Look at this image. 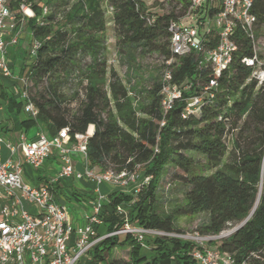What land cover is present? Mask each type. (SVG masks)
<instances>
[{
  "label": "trees",
  "instance_id": "obj_1",
  "mask_svg": "<svg viewBox=\"0 0 264 264\" xmlns=\"http://www.w3.org/2000/svg\"><path fill=\"white\" fill-rule=\"evenodd\" d=\"M190 1L163 0L165 11L151 16L145 12L143 0H77L71 6L66 0L62 10L54 0H37L32 4L34 17L27 19L26 29L31 42H39V48L25 76L35 87L46 86L37 98L28 96L38 115L21 125L38 126L49 137L68 129L72 140L92 126L93 133L87 138L91 167L102 171H142L143 177H150L148 184L135 194V201L126 193L108 194L101 214L105 233L121 226L123 218L115 213L120 205L127 208V220L133 225L179 232L173 226V216H160L155 208L161 179L166 169L172 167L180 172L173 174L176 180L187 187L183 205L176 213L185 217L207 213V224L198 229L205 236H219L233 226L232 232L209 245L231 254L235 264H264V82L257 90L254 83L244 85L250 71L239 60L250 55L248 43L241 41L230 74L225 73L219 79L220 91L215 100L186 119L181 117L184 109L181 100L164 113L160 95L163 85L157 81L149 92L150 101L139 110L133 108L126 88L114 72L110 73L107 84L110 96L104 90L107 12L112 15L114 37L120 50H145L165 62L171 57L167 26L171 20L185 15ZM11 7L17 8L18 2L12 1ZM43 8L47 10L45 15ZM252 13L257 26L264 30V0H254ZM12 49L8 59L11 57L16 63L19 56L23 72L29 53L18 50L17 46ZM85 60L89 63L81 75L86 72L89 78L87 85L81 87V95L73 94L77 109L72 112L60 90L71 85L72 76L80 74ZM169 69L172 83H191L189 91L182 92L183 98L199 91L197 82L204 84L210 77L208 72L198 71L190 57L180 59ZM20 91L13 94L0 83V98L9 113H25L27 100L20 97ZM139 111L146 118L138 117ZM188 154L201 156L204 163L198 164ZM65 181H59L52 189L58 203L60 196L84 203L96 198L93 191L85 197L73 193L65 198L58 186ZM149 242L155 248L150 256L142 257L141 245L130 236L107 238L91 252L90 263L194 264L189 255L190 242L174 238L145 241ZM113 248L126 249V260L108 259Z\"/></svg>",
  "mask_w": 264,
  "mask_h": 264
},
{
  "label": "built area",
  "instance_id": "obj_2",
  "mask_svg": "<svg viewBox=\"0 0 264 264\" xmlns=\"http://www.w3.org/2000/svg\"><path fill=\"white\" fill-rule=\"evenodd\" d=\"M12 1L18 2L17 8L11 7ZM30 1L34 0H0L1 77L12 78L8 50L20 43L22 30L19 24L23 25L25 20L34 17ZM253 2L191 0L185 15L169 22L167 33L171 57L165 61L167 67L160 92L164 113L171 110L175 101L181 100L184 103L181 117L186 119L197 115L202 106L212 103L220 91L219 79L225 73L230 74L242 40L248 43L250 50V55H243L239 60L250 71L244 85L254 83L256 90L262 85L264 30L256 24V16L252 13ZM46 13V8H43L42 14ZM187 21L191 22L190 25H183ZM38 48L39 42L33 40L28 56L30 60L35 57ZM189 57L198 71L208 72L210 77L204 84L197 82L199 91L183 98L182 92L189 91L191 83H172L169 68L177 65L180 59ZM19 95L27 100L24 112L36 118L38 109L29 101L26 92L20 91ZM221 119L218 118L219 121ZM163 125L164 121H161L160 126ZM92 133L93 127L90 126L85 134H76L74 140L68 129H62L52 137L40 132L35 138L28 139L21 134L15 144L5 141L0 135V264H91V252L103 240L127 236L141 247H145L146 240L155 238L190 242L192 249L189 255L194 264H235L231 254L210 247L209 242L221 237L136 226L125 218L121 206L115 210L117 215L124 217L121 226L100 235L98 229L103 226L101 214L107 201L100 187L107 184L124 190L136 184L139 176L127 170L96 171L95 167H91L87 157V138ZM3 148L8 153L4 159L1 157ZM76 155L83 160L80 170L73 165ZM51 156L60 162L56 175L38 185L25 183L24 166L38 170ZM69 179L85 180L95 186L93 193L96 198L90 203V211L83 216L84 222L80 225L71 223L67 209L56 201L52 192L55 184ZM139 190L136 188L134 194ZM25 204L33 211L25 209Z\"/></svg>",
  "mask_w": 264,
  "mask_h": 264
},
{
  "label": "rangeland",
  "instance_id": "obj_3",
  "mask_svg": "<svg viewBox=\"0 0 264 264\" xmlns=\"http://www.w3.org/2000/svg\"><path fill=\"white\" fill-rule=\"evenodd\" d=\"M45 1V0H44ZM56 1V6H60L59 10H62L64 2L66 0H54ZM77 0H69V5L71 6L73 3H75ZM144 1V8L145 12L147 14H150L151 16L156 14H162L165 11V6L161 4L162 0H143ZM37 0L30 1L29 5L32 7L33 3H36ZM48 11L50 10L47 8ZM26 21L23 23V25L19 24V27L21 26V30L23 33H26L24 30L26 29ZM106 52H105V62H106V76H105V86L104 90L107 92V95L110 96L108 91V79L111 72H114L117 77L120 79L121 84L123 87L126 88L128 92V96L131 99L133 108L139 110L141 107H143L145 104H147L150 101L149 98V92L153 89L154 82L163 83V74L166 71L167 65L165 62L155 53L146 52L145 50H131L124 52L119 49L118 45L116 44V39L114 37V31H113V24H112V15L110 12H107L106 15ZM20 23V22H19ZM190 21L183 22V25H190ZM24 39L21 38L20 41ZM13 47L9 48L8 52ZM15 48V47H14ZM17 49L20 51H23L25 53H29L30 51V44L27 42L21 43V45L17 46ZM19 52V51H18ZM11 56H15V53H12ZM8 57V56H7ZM16 57V56H15ZM11 57H9L10 59ZM18 60H20L19 56L16 57ZM26 58L28 56L26 55ZM16 59V60H17ZM21 61V60H20ZM22 62V61H21ZM11 63V60H10ZM27 63V64H26ZM28 63H30V59H26L24 71L19 76V80L16 82V85L14 86V92L18 93V91H25L26 94L29 97L37 98L39 93L44 92V88L46 84L40 85L38 87H35L32 83L28 82L26 80V71ZM85 64H83L81 72L79 75L72 76L71 78V85H65L60 90V94L65 98V102L68 105V108L72 110V112H76V104L73 100V94L75 92H79L81 95V87H84L87 85V79L89 76H86V72H84L86 66L88 65L89 61L85 60ZM16 64V63H15ZM138 117L146 118L143 116L140 111L137 113ZM24 117V116H22ZM29 134L34 133V130H29ZM228 151L231 148V142L228 141L227 145ZM4 149V148H3ZM2 155V154H1ZM189 156H192L193 159L198 164H203L204 159L196 154H188ZM226 158L224 159V161ZM42 170V169H40ZM95 170H100L97 167H95ZM44 173L48 175V177H53L56 175L57 171L53 172H47L45 169H43ZM102 171V170H101ZM180 172L177 169H174L172 167H169L166 169L165 174L163 175L161 182L159 184V188L156 192V202H155V208L156 212L160 216H166V215H172L173 216V222H174V228L179 230V232L186 233V234H193V233H199L198 229L207 224L208 222V214L207 213H200L193 216H180L176 213L177 209L180 208L183 205L184 200V193L187 190V187L183 186L178 182L173 174H179ZM139 179L136 184L130 186L129 188H126L124 190L119 188H114L110 185L103 184L100 189L102 192L109 191V194L113 191H117L120 193H126L129 196L133 198V201H135L137 198L134 194V190L136 188H143L145 187L150 177H143L142 171L137 172ZM63 205L70 216L77 217L80 215L81 212L73 210L69 204L66 203H60ZM124 212H125V218L128 219V211L127 208H125L123 205H120ZM128 206V205H127ZM30 206L28 204H25V209L28 210ZM124 218V217H122ZM233 226L227 227L220 235L219 237L225 236L228 233L233 231ZM104 233L103 230L99 231V234L102 235ZM210 247H214L210 245ZM155 247L153 244H150V242L147 244L145 243V247H142V250L140 251V254L142 257H148L152 254V249ZM192 249V248H191ZM191 252V251H190ZM92 257V254H90ZM128 256V251L126 249H120V248H113L109 252L108 259L116 258L118 260H126Z\"/></svg>",
  "mask_w": 264,
  "mask_h": 264
},
{
  "label": "crops",
  "instance_id": "obj_4",
  "mask_svg": "<svg viewBox=\"0 0 264 264\" xmlns=\"http://www.w3.org/2000/svg\"><path fill=\"white\" fill-rule=\"evenodd\" d=\"M24 31L27 32V34L22 32L21 38L24 40L20 41L19 45L27 41L29 44L31 43V37H30L28 30L25 29ZM10 60L11 59H8V65H9V68L11 67L10 70L12 73V78L7 79V78L0 76V81H1L0 83L5 87H9V92H12L13 94H17L14 92V86L16 82L20 79L19 76L22 73L21 68H22L23 62H21L22 61L21 58H20L21 61L17 59L16 64L13 63L12 61L10 63ZM29 119H30V116L26 113H22L20 115H17L15 113H9L5 106V102L0 98V135L3 137L5 141L12 142L15 144L18 141V138L21 134L26 136L28 139H32V138H35L37 134H39L40 132H43V130L38 126L29 127L27 125V126H24L23 128L21 123ZM29 130H34V133L29 134L28 133ZM1 154H2L1 155L2 159H4L7 156L8 153L5 148L2 149ZM82 162L83 160L81 156L76 155L74 157V164H73L74 168L76 170H80L82 167ZM59 168H60L59 160L56 157L51 156L50 158L46 160V162L38 170H32L31 168L24 166L23 180L27 184L38 185V184L43 183L45 179L49 178L48 175L44 173L43 169H45L47 172L49 171L53 172V171H58ZM96 171H100V170H96ZM58 186L60 187L59 191L65 196V198H68V197L70 198V196L73 193L78 194V196L85 197L89 192L93 191L95 188V186H93L91 182H88L85 180L73 181L72 179L66 180L65 182L60 183ZM101 193L108 196L109 191L108 192L101 191ZM59 202L60 203L64 202L66 204H69L71 208H73V210L81 212L80 215H78L75 218L69 215L71 223L73 225L82 224L84 222L83 216L90 211V207H91L90 203H84L83 201L76 202L72 198L64 200L63 196L59 197ZM28 209L31 212L33 211V209L30 207ZM100 230L104 231L105 229L101 227L99 228L98 232Z\"/></svg>",
  "mask_w": 264,
  "mask_h": 264
},
{
  "label": "water",
  "instance_id": "obj_5",
  "mask_svg": "<svg viewBox=\"0 0 264 264\" xmlns=\"http://www.w3.org/2000/svg\"><path fill=\"white\" fill-rule=\"evenodd\" d=\"M249 216H250V215H249ZM249 216H248V218H249ZM248 218H247V219H248ZM247 219H246L241 225H243V224L247 221Z\"/></svg>",
  "mask_w": 264,
  "mask_h": 264
},
{
  "label": "bare ground",
  "instance_id": "obj_6",
  "mask_svg": "<svg viewBox=\"0 0 264 264\" xmlns=\"http://www.w3.org/2000/svg\"><path fill=\"white\" fill-rule=\"evenodd\" d=\"M256 206V205H255Z\"/></svg>",
  "mask_w": 264,
  "mask_h": 264
}]
</instances>
